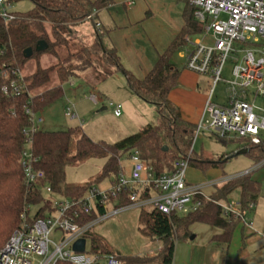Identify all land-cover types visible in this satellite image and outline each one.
<instances>
[{"label": "trees", "instance_id": "obj_1", "mask_svg": "<svg viewBox=\"0 0 264 264\" xmlns=\"http://www.w3.org/2000/svg\"><path fill=\"white\" fill-rule=\"evenodd\" d=\"M20 2L24 0H10ZM34 8L26 13H16L13 21L5 22L0 17V250L9 241L12 234L20 227V216L29 205H42L47 208L52 202L45 199L42 187L49 185L53 193L64 198L79 199L86 192L105 179L117 178L122 173L120 157L123 153L137 151L140 157L153 168L156 175L169 173L179 159H189L190 167L202 172L222 166L225 156L214 158L208 151L197 152L193 145L196 138L197 124L186 121L180 109L169 98L177 86L180 70L172 63V58L186 45L185 36L199 33L194 19V9L186 13V25L169 48L158 58L153 69L144 79H138L123 69L115 50L104 45L103 35L95 26L96 38L90 47H83L77 52H69L70 26L86 20L111 0H31ZM40 41H45L47 50L39 52ZM33 49V56L25 58L24 51ZM65 49L68 54L61 57L58 52ZM43 54H50L57 60L46 68L38 65L31 74L18 72L31 59L39 60ZM114 66L102 79L121 72L131 91L142 101L152 105L157 112V124L147 125L139 132L123 140L108 144L95 142L76 126L64 131L38 130L30 137V151L35 158L36 168L45 173L42 187L26 183L20 158L26 149V131L31 127V116L27 110L36 113L52 104L64 94L62 84L78 75L81 66L87 69L97 55ZM15 82L18 91L10 88ZM3 86L9 88L4 93ZM243 143L242 141H239ZM258 163L264 161V144L251 146L243 143ZM168 148L165 150V148ZM94 158H105L102 171L85 184H73L66 180V169ZM264 165V164H263ZM234 189L240 190L241 214L251 212L250 204L257 203L261 193V184L252 179L250 173L232 178L221 186L209 199L199 197L201 205L188 214L165 215L154 209L141 210L139 230L142 235L152 240H159L163 249L152 261L172 264L176 240L190 236V227L195 223L219 228L222 234L212 241L228 244L236 226L242 221L234 215H227L220 202L227 200ZM129 203V199L120 198L118 205ZM106 212V207L98 206L86 221H91ZM42 217V211L38 214ZM90 253L97 257L114 255L104 239L95 233H89ZM139 262L143 260H133ZM132 261V262H133ZM148 261V260H147Z\"/></svg>", "mask_w": 264, "mask_h": 264}, {"label": "built area", "instance_id": "obj_2", "mask_svg": "<svg viewBox=\"0 0 264 264\" xmlns=\"http://www.w3.org/2000/svg\"><path fill=\"white\" fill-rule=\"evenodd\" d=\"M194 9V19L199 33L204 37L212 34L214 45L207 47L203 41L191 43V36L186 35L189 47L184 54L185 68L199 76H209L207 81V101L204 116L197 123L196 137L205 131L213 132L227 141H242L251 146L264 144V114H255L256 101L264 100V51L257 47L264 41V0H187ZM96 11L86 20L95 21ZM0 17L5 22L13 21L16 15L9 3L0 0ZM100 24L96 23V27ZM240 54L242 56L240 57ZM234 59V66L229 80L223 79L224 65L229 57ZM22 79V73L18 72ZM225 81L227 89L226 102H214L216 86ZM10 88L18 91L17 84L11 82ZM4 93L9 88L3 86ZM95 103L103 99L92 94ZM114 115H122V105L110 102ZM264 113V108L260 109ZM31 116V127L26 131V149L23 151L20 164L25 181L30 186L42 187L45 173L36 168L35 158L30 151L31 135L41 130L36 124L35 113L27 110ZM66 116L79 120L75 105L67 106ZM208 115L209 120L204 117ZM132 167L130 176L121 173L107 189L90 188L79 199L64 198L53 202L45 208L41 205L34 216H30L31 205L27 206L20 216V227L12 234L7 244L0 250V264H93L101 257L87 249L89 233L104 220L119 215L132 208L154 209L165 215L188 214L196 211L201 205L199 197L209 199L203 194V187L192 186L186 182V171L190 167L189 159H179L174 163L173 171L156 175L137 151L129 156ZM264 164L261 163V165ZM43 192L53 193L49 185L42 187ZM120 198L129 199V203L118 205ZM227 215H234L245 222L241 207L235 209L227 202L220 203ZM98 206L106 207V212L91 221H86ZM254 203L250 204L253 210ZM42 211L43 216L38 217ZM62 231L65 235L59 243L50 239L51 234ZM80 239L86 240L85 251L73 250V245ZM90 253L94 259L85 258ZM107 264H122L114 255L106 257Z\"/></svg>", "mask_w": 264, "mask_h": 264}, {"label": "crops", "instance_id": "obj_3", "mask_svg": "<svg viewBox=\"0 0 264 264\" xmlns=\"http://www.w3.org/2000/svg\"><path fill=\"white\" fill-rule=\"evenodd\" d=\"M192 8L187 0H111L106 7L96 11L94 20L100 24L97 29L103 35L104 45L115 50L121 67L136 78L144 79L160 55L183 31L185 15ZM188 48L185 45L180 50V58L185 60L183 49ZM178 69L180 75L177 86L169 95L170 101L180 109L186 121L197 124L204 116L207 85L203 87L201 77L187 70L185 63ZM115 75L124 77L121 72ZM123 90V102L147 104L131 91L128 83ZM201 134L193 145L197 152L205 150ZM113 180L102 189L109 188ZM140 214L138 208L124 211L97 224L93 233L104 239L122 264H161L152 260L162 251L163 244L141 234ZM190 228V236L176 242L172 264H264V190H261L254 209L245 214V222L236 226L228 244L212 241L214 236L223 233L219 228L201 223ZM106 257L93 264H107Z\"/></svg>", "mask_w": 264, "mask_h": 264}, {"label": "rangeland", "instance_id": "obj_4", "mask_svg": "<svg viewBox=\"0 0 264 264\" xmlns=\"http://www.w3.org/2000/svg\"><path fill=\"white\" fill-rule=\"evenodd\" d=\"M9 3L13 12L26 13L34 8L31 0H24L20 2ZM96 21L85 20L75 25L70 26V48L69 52H77L83 47L92 46L96 34L94 23ZM195 40H201L207 47L214 45L212 34L204 37L203 33L194 34L191 36V43ZM106 46V45H105ZM258 49L264 51V41L260 40L257 43ZM107 48V47H106ZM61 57L67 56L68 52L65 49L58 51ZM186 54L187 50L183 49ZM242 54H240V57ZM54 56L50 54H43L37 61L31 59L22 74H31L34 72L38 65L46 68L53 63H56ZM172 63L181 68L185 63L183 58H180L176 53L172 58ZM234 59L229 57L224 65L223 79L229 80L231 78V71L234 66ZM109 71H114V66H110L101 55L94 58L93 63L87 69L85 66L80 67L78 75L70 78L62 84L63 96L46 106L42 111L35 113V120L42 118L41 124H36L41 130L44 131H64L72 127L80 126L83 132L87 134L95 142H105L108 144H115L124 138L135 134L145 128L148 124H157V112L150 104H138L134 102H123L125 97V87H127L126 80L121 75L112 74L105 79H102ZM201 84L207 85L209 76H200ZM120 79V80H119ZM122 81V82H121ZM124 81V82H123ZM127 89V88H126ZM92 94L99 95L104 99V104L95 103L91 96ZM227 89L225 81H221L215 90L213 97L214 102L224 104L226 102ZM110 102L114 104L120 103L122 105V117L118 118L114 115L113 108L110 107ZM75 105L76 112L79 115V120L71 121L66 116V108L70 105ZM255 114L261 116L264 113L260 110L264 108V100L258 99L256 101ZM106 108L105 110H101ZM204 120H209L206 115ZM203 148L210 152L214 158L225 156V158L232 156L234 153L244 148L243 143L235 140L227 141L219 138L213 132H202ZM129 153H123L120 157V165L124 176L129 177L132 167V162L129 158ZM224 158V159H225ZM223 159V160H224ZM105 158H94L76 166H69L66 169V180L73 184H85L91 178L98 175L104 165ZM250 173L252 179L261 184L264 190V165L258 163L251 155L242 154L237 157L231 158L223 163L219 169H210L207 172H201L193 167H189L186 171V182L192 186L203 187L202 192L206 196H211L216 191V185L221 186L229 179ZM114 177L105 179L93 186L102 189ZM45 199H52L53 202H58L64 199L63 196L55 193L43 192ZM227 202L231 207L238 209L240 205V190L234 189L228 194ZM41 205H32L30 208V216H34L40 209ZM97 226V225H96ZM191 230V228H190ZM92 231H95L93 228ZM65 235L62 231H56L51 234L50 239L55 243H59L61 238ZM178 242V240H176ZM90 247V242L87 243V249ZM85 258L94 259L90 253H85Z\"/></svg>", "mask_w": 264, "mask_h": 264}, {"label": "water", "instance_id": "obj_5", "mask_svg": "<svg viewBox=\"0 0 264 264\" xmlns=\"http://www.w3.org/2000/svg\"><path fill=\"white\" fill-rule=\"evenodd\" d=\"M47 48H48L47 43L45 41H40L38 44V47H37V51L42 52V51L47 50ZM24 54H25L26 59H30L34 54L33 49L32 48L26 49L24 51ZM101 110H105V108H103ZM167 149L168 148L166 147L165 150H167ZM248 152H249L248 149L243 148V149L239 150L238 152L234 153L232 156L225 158L223 160V162L225 163L228 160H230L231 158L237 157V156L242 155V154H248ZM85 245H86V240L80 239L74 243L73 250L76 252H79V253H83L85 251Z\"/></svg>", "mask_w": 264, "mask_h": 264}]
</instances>
